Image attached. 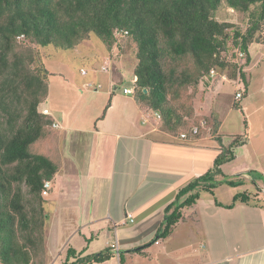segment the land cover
I'll list each match as a JSON object with an SVG mask.
<instances>
[{
    "label": "trees",
    "instance_id": "1",
    "mask_svg": "<svg viewBox=\"0 0 264 264\" xmlns=\"http://www.w3.org/2000/svg\"><path fill=\"white\" fill-rule=\"evenodd\" d=\"M225 7L247 16V26L219 19L218 11ZM125 31L136 48L137 100L160 113L163 130L179 134L189 131L188 119L194 115L186 88L200 80L209 82L211 69L233 80L236 92L243 90L234 101L243 111L239 102L249 83L250 45L264 43V0H0L1 264H33V255L44 243V182H52L60 168L54 157L32 150L54 134V118L41 108L49 94V72L39 47L74 50L96 35L111 50ZM201 120L217 132L219 121L205 116L197 123ZM216 136L220 151L213 167L179 190L152 240L128 252L142 254L149 244L169 236L201 191L243 184L227 179L221 165L235 158V148L247 137L234 136L225 146L222 136ZM218 175L225 177L219 180ZM256 197L239 192L228 207ZM124 252H119L121 261ZM112 256L104 250L70 264H93Z\"/></svg>",
    "mask_w": 264,
    "mask_h": 264
},
{
    "label": "crops",
    "instance_id": "2",
    "mask_svg": "<svg viewBox=\"0 0 264 264\" xmlns=\"http://www.w3.org/2000/svg\"><path fill=\"white\" fill-rule=\"evenodd\" d=\"M127 38L121 34L111 50L102 46L97 54L80 51L82 57L101 55L102 60L110 61L112 70L105 72L108 68L103 69L102 64L100 70L105 74L90 77L97 85L91 80L72 82L71 76L53 81V85L49 82V94L41 108L49 110L57 126L35 149L57 159L60 168L46 196L45 207L51 213L45 263L70 264L109 250L113 254L110 259L93 264H264V186L259 182L264 178V160L250 162V155L243 154L248 143L236 147L235 158L221 165L227 179L243 184L227 190L219 187L231 185L219 184L214 193L201 191L169 236L149 244L142 254L127 251L150 242L166 206L180 189L213 167L220 151L219 141L211 135L183 140L179 134L163 130L159 118L149 119L150 108L135 94L130 96L118 88L124 78L126 63L121 56ZM101 84L105 89L99 93ZM81 87L91 88L92 93ZM92 94L108 97V106L103 108L106 100L101 98V106L87 101L89 105L83 107L82 100ZM249 100L242 105L244 110L251 106ZM203 108L200 106L199 114H212L202 112ZM207 140L218 146L211 153L209 149L207 166L196 167L197 154L205 155L203 148H211ZM257 191L256 200L237 201L228 207L235 194Z\"/></svg>",
    "mask_w": 264,
    "mask_h": 264
},
{
    "label": "rangeland",
    "instance_id": "3",
    "mask_svg": "<svg viewBox=\"0 0 264 264\" xmlns=\"http://www.w3.org/2000/svg\"><path fill=\"white\" fill-rule=\"evenodd\" d=\"M217 17L219 19H226L229 21L237 22L243 28L247 26L248 22L247 16L239 14L238 12L232 9H228L226 7L218 11ZM123 40L126 50L122 53L121 58L125 60L126 64L124 66L125 70L123 82L117 85L118 88L121 90L123 86H133L132 82L134 81V67L137 62L135 52L136 48L133 44V41L129 37ZM85 42L86 43L83 42L84 44L82 43L80 44V46H77V48H75L74 50L56 49L52 46L39 47V50L42 55V60L49 72L48 80L51 85H53V81H60L63 76H71L72 82L76 79L78 81H94L90 79V77H95L97 75V77L99 78L103 74H105V72H109L110 70H112L110 67V61L108 59H106L105 61L102 60L103 57L101 55H99L98 58L95 57V59L93 57H82L80 54V51H89L90 54H97L102 48V46H104L102 40L95 35ZM250 53L251 62L246 67V76L248 78L249 83L247 86V92L245 96L241 98L239 104L245 105L247 99H250L249 101L251 102V106L247 107L245 110L243 109V111L234 107V101L236 100L235 94L237 85L233 80L228 79L227 77L224 78L221 73H217L215 76H212L209 82H204L205 80H200L197 84H192L188 86L186 88V95H188L189 97L186 98L188 99L187 104L191 103L192 107L194 108L193 117L188 119V121L190 122V126L198 124L197 122L199 118L205 116H212V118H215V120H220L222 124L220 126L219 132L221 133L220 135H222L223 141L226 144H229L232 142L234 136H246L247 141L245 144L248 143V147L247 149H245L243 154L248 153L250 155V162H253L254 160L257 162L261 161L262 159L264 160V153L260 152L264 150V134H262L264 133V43L251 44ZM115 59L118 60V57L115 56L114 60ZM102 64L106 66L108 70H100V67L103 66ZM83 69L86 71L85 74L81 73ZM94 82L95 85H97L96 81ZM67 86L68 85H66V87ZM81 88L84 91H91V88ZM240 88H244L243 83L240 84ZM104 89L105 88L101 84L100 88L98 89V92L102 93ZM93 93L96 92L93 91ZM133 95L134 94H130V96ZM101 98L102 101L106 100L105 104L103 105V108H106L108 106V97L103 94H97V96L95 94H92L91 98H88L87 100L83 99L81 105L83 107H86L89 105L87 104V101H89V103L94 101L95 103H100L101 106ZM45 101L41 104V107L45 105ZM95 103H92V106L95 105ZM202 105L204 106L202 112L209 113L212 111V114L205 116L204 114H199L198 111L201 110L199 108ZM147 112L150 117L149 119H151L152 121L155 120L154 111L152 109H149ZM217 117L219 118V120ZM245 119L247 120L248 124L247 128H245L244 126ZM208 125L210 129H208V127L201 126L203 127L201 129L202 133L198 136L208 137L209 135H211L212 137L216 138L217 134L213 129V126L210 124ZM194 138L196 137H191L190 140ZM205 143L207 145L209 144L211 148H203L202 151L205 153V155L197 154L196 167L203 168L207 166V162H209V160H207L208 154H210L211 151H214V146H218V143L214 140H207L205 141ZM32 150L38 151L35 149V146L34 148H32ZM259 152V156L254 157ZM165 156L167 158H171L172 155L166 152ZM259 182L261 183L260 187L262 185L264 186V178H260ZM70 183L72 184V182ZM247 185H249V183ZM240 188L241 187H239L238 189L241 190ZM219 189L227 190L234 188H232V186L223 185L219 187ZM204 191L205 190H203V192ZM255 194L259 195L258 191ZM204 195L207 196L208 194ZM222 197H224V195ZM47 199L49 200L50 196H48ZM50 213L51 211H47L45 207V222L44 228L42 230L44 243L38 246V248L42 246L43 249L40 248L36 250V254L34 253L35 255H33V264H46L45 254L47 247V226L50 219ZM152 238L150 239V241L152 240Z\"/></svg>",
    "mask_w": 264,
    "mask_h": 264
},
{
    "label": "built area",
    "instance_id": "4",
    "mask_svg": "<svg viewBox=\"0 0 264 264\" xmlns=\"http://www.w3.org/2000/svg\"><path fill=\"white\" fill-rule=\"evenodd\" d=\"M123 34H127V31H125ZM103 69H107L106 66H103ZM82 73L85 74L86 71L83 69L82 70ZM217 70L216 69H211L210 71V74L211 76H215L217 74ZM224 78H226L225 75H222ZM89 86H92L93 84L92 83H89L88 84ZM123 92L126 93V94H135V87H134V83H133V86H126V87H123ZM242 93H243V90H238L236 92V98H240L242 96ZM43 113L45 114H49V110L47 108H43L42 109ZM154 116L156 118H160V113L157 112V111H154ZM144 121L146 122L147 121V118L144 119ZM53 126H57L56 123H53ZM201 126L203 127H208L209 128V125L208 123L205 121V120H201V122L199 124H195L193 126H191V128L189 129V131H184V132H181L179 134V137L183 140H187V139H190L191 137H196L197 135H199L201 133ZM51 186H52V182L50 180H47L44 182V188H43V195L47 196L50 192V189H51ZM133 219L131 218V221ZM115 245L112 244V247H114Z\"/></svg>",
    "mask_w": 264,
    "mask_h": 264
}]
</instances>
